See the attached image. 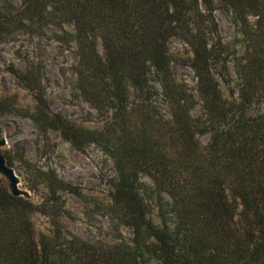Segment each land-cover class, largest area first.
<instances>
[{"label": "trees", "instance_id": "obj_1", "mask_svg": "<svg viewBox=\"0 0 264 264\" xmlns=\"http://www.w3.org/2000/svg\"><path fill=\"white\" fill-rule=\"evenodd\" d=\"M217 11L241 51L223 42ZM49 33L74 48L73 96L101 126L54 112L36 66L8 69L34 107L0 99V116L16 112L81 154L96 147L112 167L107 214L132 239L66 232L61 193L81 198L80 188L31 167L30 190L47 193L39 204L0 177V264H264V0H0V48ZM172 39L188 48L180 63L194 87L175 76Z\"/></svg>", "mask_w": 264, "mask_h": 264}, {"label": "rangeland", "instance_id": "obj_2", "mask_svg": "<svg viewBox=\"0 0 264 264\" xmlns=\"http://www.w3.org/2000/svg\"><path fill=\"white\" fill-rule=\"evenodd\" d=\"M215 16L223 42L241 51L239 38L230 20L220 11ZM59 39L60 36L53 33L42 38L22 34L15 37L13 42L1 46L0 99L13 97L17 101L15 109H32L34 102L31 95L17 83L8 69L22 71L27 66H36L40 70L42 84L54 112H60L84 127L99 128L101 121L96 113L73 96L74 48L69 49ZM169 48L176 78L194 87L193 73L180 63L188 55L187 46L172 39ZM230 72L235 79L232 63ZM222 88L224 95L228 96L226 88ZM0 126V141L3 143L0 151L13 157L12 170L17 179L18 195L35 204L41 203L47 196L46 190L44 187L30 190L32 183L28 170L31 167L52 169L58 176L80 188L82 194L79 198L68 192L61 193L67 213L61 221L66 232L88 242L130 243L132 232L122 226L117 228L107 214L106 206L110 203L108 177L112 175V167L96 147L91 146L81 154L55 132H51L45 139L29 119L18 116L16 112L1 115ZM206 141L207 137L202 138L203 143ZM21 154L23 159L20 158ZM0 177L11 192L7 176L0 173ZM153 220L158 221L155 214ZM34 224L37 233H46L50 229L47 220L40 215L34 217ZM149 264L158 263L151 260Z\"/></svg>", "mask_w": 264, "mask_h": 264}, {"label": "water", "instance_id": "obj_3", "mask_svg": "<svg viewBox=\"0 0 264 264\" xmlns=\"http://www.w3.org/2000/svg\"><path fill=\"white\" fill-rule=\"evenodd\" d=\"M2 144H3L2 141H0V146ZM0 173L4 174L9 179L10 186L12 188L11 194H13L14 196H20L18 195L17 188H16L17 179L13 173L12 168H10L7 165L1 151H0Z\"/></svg>", "mask_w": 264, "mask_h": 264}]
</instances>
